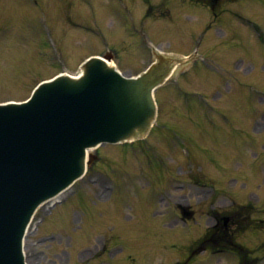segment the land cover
Listing matches in <instances>:
<instances>
[{"label": "rangeland", "instance_id": "374dc122", "mask_svg": "<svg viewBox=\"0 0 264 264\" xmlns=\"http://www.w3.org/2000/svg\"><path fill=\"white\" fill-rule=\"evenodd\" d=\"M208 2L0 0V102L79 72L91 54L137 74L154 59L152 43L199 53L194 70L156 91L158 127L147 138L91 149L62 203L38 209L28 264H239L234 254L215 263L213 249L191 255L223 213L239 222L231 228L252 264H264V118L249 110L251 99L264 106V0H220L212 11Z\"/></svg>", "mask_w": 264, "mask_h": 264}, {"label": "water", "instance_id": "95a60500", "mask_svg": "<svg viewBox=\"0 0 264 264\" xmlns=\"http://www.w3.org/2000/svg\"><path fill=\"white\" fill-rule=\"evenodd\" d=\"M85 76H61L23 104L0 105V264H25L22 240L37 206L79 177L87 148L145 130L159 67L125 79L93 58Z\"/></svg>", "mask_w": 264, "mask_h": 264}, {"label": "bare ground", "instance_id": "6f19581e", "mask_svg": "<svg viewBox=\"0 0 264 264\" xmlns=\"http://www.w3.org/2000/svg\"><path fill=\"white\" fill-rule=\"evenodd\" d=\"M112 64V62H110Z\"/></svg>", "mask_w": 264, "mask_h": 264}]
</instances>
